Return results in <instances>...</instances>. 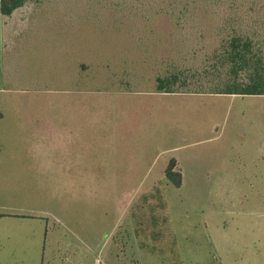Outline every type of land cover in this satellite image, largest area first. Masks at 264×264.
Returning a JSON list of instances; mask_svg holds the SVG:
<instances>
[{
  "label": "rangeland",
  "instance_id": "1",
  "mask_svg": "<svg viewBox=\"0 0 264 264\" xmlns=\"http://www.w3.org/2000/svg\"><path fill=\"white\" fill-rule=\"evenodd\" d=\"M53 1L0 12V264H264V95L122 86L126 37ZM147 33L140 67L173 49L168 16Z\"/></svg>",
  "mask_w": 264,
  "mask_h": 264
},
{
  "label": "trees",
  "instance_id": "2",
  "mask_svg": "<svg viewBox=\"0 0 264 264\" xmlns=\"http://www.w3.org/2000/svg\"><path fill=\"white\" fill-rule=\"evenodd\" d=\"M25 1L0 0V12L12 15ZM54 1L49 9L38 8L49 18L60 10L71 27L105 26L108 44L126 37L128 51L106 64L109 79L120 77L122 86L147 81L157 94L264 95V0ZM163 16H168L175 31L173 49L155 62L146 59L140 67L129 53L146 43L147 31ZM81 51L86 52L83 46L78 48ZM94 63H78V75L99 67ZM151 71L154 79L146 77ZM165 174L176 187L182 186L183 173L176 169V158Z\"/></svg>",
  "mask_w": 264,
  "mask_h": 264
}]
</instances>
